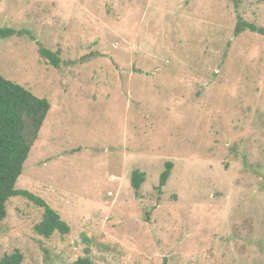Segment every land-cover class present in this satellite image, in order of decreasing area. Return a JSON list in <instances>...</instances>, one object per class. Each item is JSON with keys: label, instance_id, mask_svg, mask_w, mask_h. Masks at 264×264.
<instances>
[{"label": "rangeland", "instance_id": "374dc122", "mask_svg": "<svg viewBox=\"0 0 264 264\" xmlns=\"http://www.w3.org/2000/svg\"><path fill=\"white\" fill-rule=\"evenodd\" d=\"M238 17L264 27V0H0V28L59 51L0 37V74L51 105L15 187L70 227L37 234L42 208L12 196L0 258L264 264V35Z\"/></svg>", "mask_w": 264, "mask_h": 264}, {"label": "trees", "instance_id": "16d2710c", "mask_svg": "<svg viewBox=\"0 0 264 264\" xmlns=\"http://www.w3.org/2000/svg\"><path fill=\"white\" fill-rule=\"evenodd\" d=\"M247 29L264 35V27H258L254 23L238 17L233 31L234 35H239ZM12 35L28 36L38 45L41 58L55 67L60 66L59 51H52L42 45L31 30L12 27L0 28V37L5 38ZM50 107L47 98L34 94L23 85L0 74V221L6 217L8 200L12 196L23 197L42 208L41 220L34 225V231L45 238H49L54 233L62 236L67 235L70 232V227L61 218L59 212L43 198L29 190L17 189L15 184L23 171L31 147L38 138ZM172 168L173 163L166 161L156 186L159 193L165 186ZM144 181V172L139 169L132 172L131 184L136 192ZM0 264L30 263L25 261L24 255L19 249H14L0 258ZM71 264H92V262L88 256H85L79 257Z\"/></svg>", "mask_w": 264, "mask_h": 264}]
</instances>
